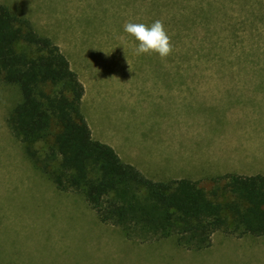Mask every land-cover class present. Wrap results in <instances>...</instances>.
Returning a JSON list of instances; mask_svg holds the SVG:
<instances>
[{
	"label": "rangeland",
	"instance_id": "rangeland-1",
	"mask_svg": "<svg viewBox=\"0 0 264 264\" xmlns=\"http://www.w3.org/2000/svg\"><path fill=\"white\" fill-rule=\"evenodd\" d=\"M1 1L56 39L86 86L95 138L123 139L150 178L211 191L226 173L264 174V0ZM155 20L173 45L166 59L137 55L124 31ZM21 99L0 81V264H264V236L221 231L192 251L101 223L26 154L8 122Z\"/></svg>",
	"mask_w": 264,
	"mask_h": 264
},
{
	"label": "trees",
	"instance_id": "trees-1",
	"mask_svg": "<svg viewBox=\"0 0 264 264\" xmlns=\"http://www.w3.org/2000/svg\"><path fill=\"white\" fill-rule=\"evenodd\" d=\"M0 81L20 89L8 122L28 157L57 190L82 196L127 239H171L201 251L221 231L264 236V174L226 173L211 191L189 177L150 178L95 138L83 110L86 86L56 39L1 0Z\"/></svg>",
	"mask_w": 264,
	"mask_h": 264
},
{
	"label": "clouds",
	"instance_id": "clouds-1",
	"mask_svg": "<svg viewBox=\"0 0 264 264\" xmlns=\"http://www.w3.org/2000/svg\"><path fill=\"white\" fill-rule=\"evenodd\" d=\"M124 31L133 36L139 46L136 54H158L166 59L173 51V45L161 20H155L150 26L144 23L127 22Z\"/></svg>",
	"mask_w": 264,
	"mask_h": 264
},
{
	"label": "crops",
	"instance_id": "crops-1",
	"mask_svg": "<svg viewBox=\"0 0 264 264\" xmlns=\"http://www.w3.org/2000/svg\"><path fill=\"white\" fill-rule=\"evenodd\" d=\"M91 128H92V130H93V133H94V136L95 137H97L96 136V132L98 133V130H97V128L95 127V128H93V126L91 125ZM99 138L101 137V136H98ZM103 142H106V143H108V144H110L111 146H113L115 149H116V151L119 153V155L125 160V161H127V162H129V163H132V164H134V165H136L139 169H141L142 171H144L143 169H142V167H140V165L138 164V162L135 160V155H134V153L133 152H128L129 154H128V159H125L124 158V156H125V152H124V147H125V142H124V140L123 139H118V138H115V139H111V140H102ZM125 149H126V147H125ZM127 150V149H126Z\"/></svg>",
	"mask_w": 264,
	"mask_h": 264
}]
</instances>
